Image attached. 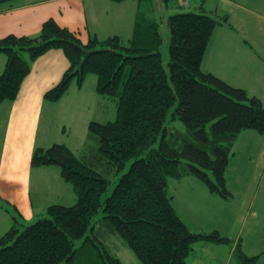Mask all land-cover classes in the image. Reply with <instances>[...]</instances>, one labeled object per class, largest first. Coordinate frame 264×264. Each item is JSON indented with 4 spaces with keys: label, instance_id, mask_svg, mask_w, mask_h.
<instances>
[{
    "label": "trees",
    "instance_id": "trees-1",
    "mask_svg": "<svg viewBox=\"0 0 264 264\" xmlns=\"http://www.w3.org/2000/svg\"><path fill=\"white\" fill-rule=\"evenodd\" d=\"M7 1L12 0L0 3ZM197 10L167 16V68L161 54L163 18L157 22L139 11L128 44L117 35L82 42L51 17L34 35L0 37L5 57L0 103L16 98L32 61L50 49H60L68 65L43 93L45 100L57 101L73 81L80 87L92 73L95 92L116 102L113 120L87 122L94 143L80 156L64 143L34 148L30 165L57 166L75 200L50 203L30 224L18 213L12 216V225L0 235V264H123L99 239L107 232L119 236L141 264H185L196 243L232 242L216 230L190 231L168 194V178L190 174L209 191L230 198L225 171L233 141L245 129L264 133L261 100L201 68L214 29L228 22L226 14L202 4ZM176 119L184 131L171 125ZM234 255L237 264H255L260 254L244 253L237 242Z\"/></svg>",
    "mask_w": 264,
    "mask_h": 264
},
{
    "label": "crops",
    "instance_id": "crops-1",
    "mask_svg": "<svg viewBox=\"0 0 264 264\" xmlns=\"http://www.w3.org/2000/svg\"><path fill=\"white\" fill-rule=\"evenodd\" d=\"M155 1L152 0L151 3ZM157 1L162 8V1ZM140 2L141 0L2 2L0 3V37L10 33L34 35L39 31L42 22L51 17L59 25L72 30L82 42L94 37L102 40L113 35L129 41L133 35ZM151 3L149 2V11L152 9ZM190 3L195 8L202 4L207 10L227 15L228 24L216 26L212 33L201 68L233 86L246 89L250 94L257 96L264 105V0H193ZM4 63L5 57L0 54V72ZM67 65L66 57L60 49L46 51L32 61L30 71L23 79L16 98L0 103V235L12 225V216L17 213L26 222L43 213L47 205L58 202L62 196L68 195L71 203L75 200L72 186L61 179L57 166H30V158L38 140L36 127L39 125L42 104L49 105V101L43 98V93L59 80ZM83 85L78 87L72 83L60 99L51 103L55 106H64L66 109L71 101L70 93L72 91L74 93L75 89L80 90ZM61 114V116L65 115ZM65 130L66 125H63V133ZM239 138L255 144L260 143L264 149V133L251 129L242 130L237 134L232 147ZM232 147L231 154H233ZM246 175L241 174L239 180L237 175L233 174L239 183L246 185V189L254 188L255 192L259 190L260 183L264 181V174H256V184L253 183L255 179L252 175L249 179H246ZM190 177L193 176L185 174L180 179H174L173 186L176 185L177 188L182 182L193 181ZM225 185L232 196L223 200L233 201L235 193L228 174H225ZM170 196L172 198L174 195ZM253 199L249 201L250 204L253 203ZM260 221H264L263 217ZM245 222H240L238 232ZM259 224L260 222L257 225ZM253 226H255L253 222L247 225V235L228 237L233 240L232 243H226L228 245L220 248L219 252L216 246L210 245L215 243H196L197 251L202 253L196 260L208 261L210 256H207L205 250H211L209 252L212 255L224 257V264H228L233 257L235 243L239 242L243 249L246 237L253 243L260 244V237H255L259 232H254ZM248 255L253 254L248 253ZM263 255L264 250L261 251L259 258Z\"/></svg>",
    "mask_w": 264,
    "mask_h": 264
},
{
    "label": "rangeland",
    "instance_id": "rangeland-1",
    "mask_svg": "<svg viewBox=\"0 0 264 264\" xmlns=\"http://www.w3.org/2000/svg\"><path fill=\"white\" fill-rule=\"evenodd\" d=\"M161 1L162 8L159 7L158 1L156 0L155 3H151L152 9L149 11V2L141 0L138 11L149 19L157 20V22H160V18L164 16L163 22H160L159 25L164 39L161 47L162 61L167 68V45L169 40V28L166 25L167 16L178 11L187 12L198 10L192 7L191 3L186 6L179 5V0ZM190 1L193 0H189V2ZM217 14L219 15L222 13L217 12ZM141 22L143 23L142 19ZM122 42L128 44L129 41L123 38ZM95 78L96 76L94 74L87 73L83 83L84 85L80 90H74V87H72L74 93H72L73 91L70 93L71 101L66 109L64 106H55L51 101H49V105H45L47 103H44V105L42 104L39 125L36 127L38 131V140H36V143L38 145L36 144L34 148H45L53 142L64 143L69 146L74 153H77L78 156H80L84 150L90 149L88 144L90 143L93 145L94 141L87 136V122L90 120L104 122L113 120L116 117L115 99L100 96L95 92ZM72 83L76 84L75 81ZM61 113L65 115L61 116ZM59 120L61 122H59ZM63 125H66L65 133L62 131ZM171 125L181 131L185 130V125L178 119L172 121ZM245 130L247 131L250 129ZM42 144L43 146H40ZM85 144L86 147L84 146ZM81 149H83V151ZM262 149L263 147L260 143L255 144L248 140L245 141L242 138L235 141L232 147L233 154L230 153V162L225 171V174L229 176L230 185H232L233 192L235 193V199L233 201L223 200L225 198L220 197L216 192L209 191L206 185L199 179L190 177L193 181L182 182L181 185H178L176 188V185L173 186L174 179L168 178V194L174 195L171 199V203L178 216L190 231L197 232L199 230H205V232H210L216 229L221 235L231 238L233 236L238 237L240 235H247L248 230H246V227L250 222H253L255 225L253 226V231L259 232L255 237H260V244L253 243L251 239H246L245 237L242 250L246 254H261V251L264 250V221H260L262 217L264 220V211H262L264 207V181L260 183L261 188L255 192L254 188L246 189V185L239 183V180H241V174H247L246 179H249V176L252 175L255 179L253 183L256 184V174H264V149ZM131 161L132 159L128 160L125 167L112 178V182L108 185L104 196L111 193L117 178L129 167ZM233 174L237 175L239 178L238 181ZM104 196L102 198H104ZM252 198H254L253 203L250 204L249 201ZM54 199H56V197ZM56 203L72 204L68 195L60 197ZM42 215H45V213L43 212L42 214L34 216L31 220L26 221L25 224L34 222ZM101 215L102 212L100 209L94 216V219L100 218ZM241 221L246 222L241 231L238 232ZM259 222L260 224L257 225ZM99 239L118 256L123 264H141L116 234L108 232L105 234L100 233ZM210 245L216 246V250L219 252L220 248L226 247L228 244L216 245L215 243V245ZM196 246L197 244L193 245L194 251L193 249L190 251L185 264L225 263L224 257L216 256V254L212 255V253L209 252L211 250H205L207 256H210L208 261L203 262L201 260H196L198 256L202 255V253L197 251ZM263 263L264 255L260 257L255 264ZM228 264H237V259L234 254Z\"/></svg>",
    "mask_w": 264,
    "mask_h": 264
},
{
    "label": "built area",
    "instance_id": "built-area-1",
    "mask_svg": "<svg viewBox=\"0 0 264 264\" xmlns=\"http://www.w3.org/2000/svg\"><path fill=\"white\" fill-rule=\"evenodd\" d=\"M182 3H183L184 5H187V4H188V0H183Z\"/></svg>",
    "mask_w": 264,
    "mask_h": 264
},
{
    "label": "water",
    "instance_id": "water-1",
    "mask_svg": "<svg viewBox=\"0 0 264 264\" xmlns=\"http://www.w3.org/2000/svg\"><path fill=\"white\" fill-rule=\"evenodd\" d=\"M92 50H89L88 52H91Z\"/></svg>",
    "mask_w": 264,
    "mask_h": 264
}]
</instances>
